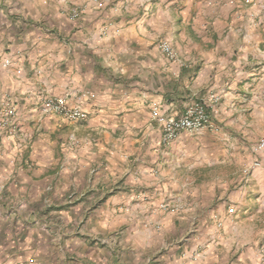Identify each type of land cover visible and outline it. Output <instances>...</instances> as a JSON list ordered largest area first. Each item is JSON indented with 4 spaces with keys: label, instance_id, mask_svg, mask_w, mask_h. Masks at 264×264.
<instances>
[{
    "label": "crops",
    "instance_id": "0c3cea01",
    "mask_svg": "<svg viewBox=\"0 0 264 264\" xmlns=\"http://www.w3.org/2000/svg\"><path fill=\"white\" fill-rule=\"evenodd\" d=\"M99 2L0 0V111L15 110L0 125V168L25 171L0 179V264L22 261L24 235L49 237L46 250L33 243L29 264H54L49 243L62 264H264V178L244 179L240 159L231 171L218 142L231 133L182 131L164 144L149 116L153 103L179 116L195 100L216 124L254 121L264 0ZM64 96L87 118L42 113L45 99ZM119 230L125 242L93 241Z\"/></svg>",
    "mask_w": 264,
    "mask_h": 264
},
{
    "label": "built area",
    "instance_id": "2783aa9c",
    "mask_svg": "<svg viewBox=\"0 0 264 264\" xmlns=\"http://www.w3.org/2000/svg\"><path fill=\"white\" fill-rule=\"evenodd\" d=\"M99 5L102 3L98 0ZM81 14V9L79 7H73L69 11V17L71 19H77ZM158 48L168 59L174 60L176 54L172 46L166 42L161 41L158 44ZM9 61L5 60L4 65H7ZM88 97L93 98V93H86ZM213 96V95H212ZM42 113L49 114H59L68 120H84L87 118V112L80 107L78 104H72L69 99L64 97H57L54 99L47 98L42 104ZM15 115V110L13 107H6L0 111V125L5 126L9 124L10 118ZM149 116L151 121H155L161 130V142L167 144L174 140L178 134L182 131H197L200 129H217L216 124L211 119L207 112L206 105L201 101L190 102L184 112L179 116L164 115L161 113L159 105L157 103L151 104L149 107ZM251 152L254 158L245 164L241 169V175L244 179L253 177L257 172H261L264 178V163L262 161V155L264 156V132L258 137V139L251 146ZM167 203H162L161 208L166 209ZM260 262L264 263V252L261 253ZM7 264H29L27 262H14Z\"/></svg>",
    "mask_w": 264,
    "mask_h": 264
},
{
    "label": "rangeland",
    "instance_id": "374dc122",
    "mask_svg": "<svg viewBox=\"0 0 264 264\" xmlns=\"http://www.w3.org/2000/svg\"><path fill=\"white\" fill-rule=\"evenodd\" d=\"M99 1V0H98ZM73 7H78L77 4H72L71 8ZM70 11V9H69ZM71 20H76V19H71ZM238 112V111H236ZM264 118V109L260 111V113L256 116V118H254V121L252 123H250L249 125L247 124H243L241 122H229L226 124H222V122L220 121V123H215L216 126L220 127L222 132H230L231 136L229 140H219L218 142H222L224 144V146H226V148H229V150L231 151V155L228 157V160L230 159V166L231 171H235L234 165H237L234 160H241L242 162L239 164V168L241 169L245 164H247L250 161V156L249 154L251 146L254 144V142L256 141V138L259 136L260 130H262L264 123H260L262 122V120ZM215 131V130H214ZM210 132V131H209ZM239 145H243L244 147L247 148L246 150V155L243 154L242 152H239V149L242 150V147L239 148ZM198 149V147H197ZM188 154L182 157V160H194V154H192V152H187ZM237 153V154H236ZM201 156V155H200ZM249 159V160H248ZM234 163V165H233ZM10 165L11 162L7 160V163H5V170L0 168V179H4V180H8V181H12L13 179L15 180H20V178L22 177V174H25V171L18 173V179L16 177H14L16 175V172L14 171H10ZM17 167V166H16ZM23 168H21L22 171ZM227 169V168H225ZM225 169H222L223 171ZM260 177V176H259ZM260 179V178H259ZM257 181H255V184L258 183V178L256 179ZM264 180V179H262ZM61 181V180H59ZM260 181V180H259ZM257 182V183H256ZM8 192H10V190H8ZM59 194H62V192H60ZM126 205H120V209L121 211H126ZM46 208H44L43 211H40L41 213H43ZM49 219H56V223H63V216H61L58 213H54V216L49 215L48 217ZM259 223L264 224V218H262ZM125 230V229H124ZM120 231V230H119ZM113 234H111V232H104L101 234H97V238L93 239V241H97L98 243L102 242L103 245L106 243H110V242H116V243H120V242H125L127 239V235L124 234L125 231L122 233V231H120V233L116 234V231H112ZM184 235H186L184 233ZM189 236V235H187ZM19 239L21 237H18ZM22 241L24 243V245L21 246L20 252H18V260H22V262L27 261L28 259L31 260L32 254H33V250H31V246L33 245V243H37L39 242L38 245H40L42 248H45V250L47 249V243L49 241V237H43V236H28V235H24L22 238ZM180 239V237H178L176 240ZM184 241H187L184 238ZM170 242H175V240L173 238L170 239ZM190 242V240H189ZM37 245V244H36ZM48 248L52 249L53 251V255H51V259L54 260V264H62V254L60 252L59 249V244L56 245H51V243L48 244ZM27 259V260H25ZM49 259V260H51ZM21 262V261H18ZM28 263V262H27ZM76 264V261H75Z\"/></svg>",
    "mask_w": 264,
    "mask_h": 264
}]
</instances>
